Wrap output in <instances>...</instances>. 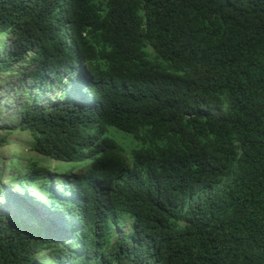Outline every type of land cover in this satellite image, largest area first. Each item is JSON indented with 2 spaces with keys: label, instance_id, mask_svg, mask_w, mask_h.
Segmentation results:
<instances>
[{
  "label": "trees",
  "instance_id": "1",
  "mask_svg": "<svg viewBox=\"0 0 264 264\" xmlns=\"http://www.w3.org/2000/svg\"><path fill=\"white\" fill-rule=\"evenodd\" d=\"M79 64L93 114L133 145L105 131L102 153L62 180L83 202L80 234L30 205L36 226L0 211V264H264V0H0V71L31 91L16 121L39 159L90 115L40 93ZM44 169L32 155L0 166V192L16 198L8 177L55 199ZM121 217L131 229L113 239Z\"/></svg>",
  "mask_w": 264,
  "mask_h": 264
},
{
  "label": "clouds",
  "instance_id": "2",
  "mask_svg": "<svg viewBox=\"0 0 264 264\" xmlns=\"http://www.w3.org/2000/svg\"><path fill=\"white\" fill-rule=\"evenodd\" d=\"M9 80L11 82L14 79H6V76L2 71H0V86H2L3 83H7ZM17 87V91L20 92L17 95V98L14 99V97H12L11 99H14L12 104L14 105L15 109H17L16 113L18 114L19 107H23L24 103H27V92L31 93V91L29 88L27 90L24 88L20 90L19 86ZM10 92H7L6 87L4 88L3 93L5 96L9 95ZM40 93L43 95L42 102L45 106H57L64 102L73 101L78 106L88 111L90 115L80 118L73 127L70 126L68 131L70 133V137H67L66 143L57 144L61 149V153L57 157L43 158L40 156L39 159V155L32 152V157L39 160L40 164L46 168L44 170H46L48 173L49 185L51 189L54 190L55 199H52L47 195H43L42 193H39V191L36 192L33 189L20 190L16 187L15 182L10 181L11 179L8 181L7 179H3L2 184L4 187L6 186L8 190L16 195V198L11 199L7 194H5V197L11 204L10 207H14V210H3V212H6L14 218L17 217L26 220L31 226H36L37 222L32 219L31 212L22 213L24 207L30 205L36 215L45 219L51 228L57 230L60 233V236L62 234L66 235V233L69 234L73 229L80 234L82 227L80 209L83 202L79 198V195L76 191L62 185V180L65 178L69 179V177L85 170L88 167V164L93 161L97 155L102 153L103 149L106 147V145L102 143L104 139L103 134L105 131H110L113 134L118 131L120 133L128 134V136H131V134L122 132L117 128H104V122L100 115L93 114L96 113L95 108L98 95L91 83L90 71L84 64L76 65L69 72L65 73L62 77L61 84L53 81L46 92L41 89ZM2 97L5 101V97ZM9 100L10 99H7L5 102L7 103ZM17 129L19 133L24 134L25 137L27 136V133L21 131L22 129L20 126H18ZM24 138H22V142L25 145L23 141ZM113 138L117 142H120L123 147H128V150L133 145V136H131L132 139L130 138L129 144L125 143L126 140H128L127 137L123 139L125 144L114 136ZM7 139V144L0 147V153L6 149H8L6 151H10L16 145V142L13 143L10 138ZM5 181L15 185L13 187H9L10 184H4ZM81 197L83 198V196ZM61 201L69 202L71 208L69 211H65L64 214L58 217L53 212L52 206L55 204V202L60 203ZM66 213L70 215L71 220L65 218L67 221L64 222L62 217ZM124 222L129 223V228L127 230L128 233V231L131 229L132 219L129 217H121L120 228H122V224ZM115 233L116 231H114V234ZM116 237H113V239ZM46 262L48 263V260H46ZM64 264H68V262H65Z\"/></svg>",
  "mask_w": 264,
  "mask_h": 264
},
{
  "label": "rangeland",
  "instance_id": "3",
  "mask_svg": "<svg viewBox=\"0 0 264 264\" xmlns=\"http://www.w3.org/2000/svg\"><path fill=\"white\" fill-rule=\"evenodd\" d=\"M14 82V80H12L10 83H3L2 86H0V132H3L4 128L9 129H13L11 135H7V138H10L12 140V142H16L15 146L10 150V151H6L3 150L2 153H0L2 160H0V166H6V169H9L11 164H14V160H22L24 162H26L29 158V156L32 155V152H29L26 148L25 145L22 142V138L25 137L24 134L19 133L18 132V125H17V121H16V117H17V109H15L14 105L12 104V101L17 98V95L19 94L20 91L18 90V87L16 85H12V83ZM6 87V90L9 93V95L5 96L4 95V88ZM17 91V92H16ZM16 92V93H15ZM13 93H15L14 95H12ZM5 97V101H7V99H10L7 103L4 101L3 97ZM12 97H14V99H11ZM113 136L115 138H117L118 140L123 141L124 138H128V140H126V144L130 143V138L131 136H128V134H124V133H120L118 131H116L115 134H113ZM132 139V138H131ZM124 143V144H125ZM13 146V145H12ZM23 146V147H22ZM1 152V150H0ZM8 167V168H7ZM8 170H6L3 174L7 175ZM8 177H5L4 180H6ZM4 184H10L9 187H13L15 184L13 183H8L5 181ZM10 202L9 200L5 197V195H3L2 192H0V211L3 210H14V207H10ZM129 228V223L128 222H124L122 224V228H118L116 233L114 234V237L121 236L127 233V230Z\"/></svg>",
  "mask_w": 264,
  "mask_h": 264
}]
</instances>
